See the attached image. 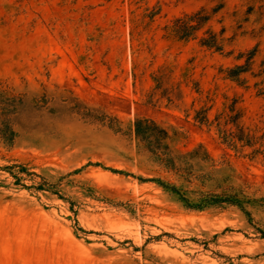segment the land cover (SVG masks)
<instances>
[{
	"label": "rangeland",
	"instance_id": "obj_1",
	"mask_svg": "<svg viewBox=\"0 0 264 264\" xmlns=\"http://www.w3.org/2000/svg\"><path fill=\"white\" fill-rule=\"evenodd\" d=\"M139 118L202 146L213 180L166 168ZM5 125L0 264H264V0H0ZM160 182L235 186L250 214Z\"/></svg>",
	"mask_w": 264,
	"mask_h": 264
},
{
	"label": "trees",
	"instance_id": "obj_2",
	"mask_svg": "<svg viewBox=\"0 0 264 264\" xmlns=\"http://www.w3.org/2000/svg\"><path fill=\"white\" fill-rule=\"evenodd\" d=\"M207 19V16H201L195 24H192L193 20L189 19L187 23L183 22V25L187 28L197 29L200 25L202 27V24L206 22ZM208 41L207 45L214 43L210 40ZM242 68L243 67H241V69ZM241 69L237 70V73L234 75L238 76L239 73L243 71V69ZM234 75L232 77H235ZM85 109L86 112L83 113V115H85L86 118L91 119L93 122L105 124L117 132H121L123 130L117 118H111V116L106 113L101 115L96 114L87 107H85ZM76 112L80 114L78 110ZM108 117L110 119H116L118 124L108 122ZM0 131L3 138L6 140H11L16 135L15 130L10 127V125L3 126ZM133 132L141 145L151 152V154H153L159 162L164 164L166 168L176 171L181 176H185L187 181L190 182L192 177H197L196 179L201 180L203 183L213 180V177H210L209 173H201L203 171L202 163L207 161L209 158L207 152L202 153V146H199L197 149L185 155L177 153L172 147L169 131L151 118L136 119L133 123ZM160 183H162V185L167 189L179 194L181 199L190 208L203 209L215 204L228 203L237 205L242 208L247 215L250 214V212L246 209V203L251 202V199L242 192V189L236 188L235 186L231 185L230 187L223 188L220 193H217L213 189L205 191H192L188 189H181L175 185L166 184L164 182Z\"/></svg>",
	"mask_w": 264,
	"mask_h": 264
}]
</instances>
